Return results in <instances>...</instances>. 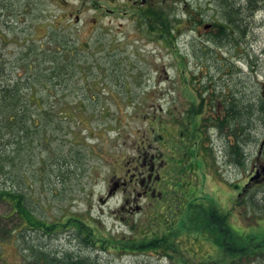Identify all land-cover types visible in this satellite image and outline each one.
<instances>
[{"label":"rangeland","instance_id":"obj_1","mask_svg":"<svg viewBox=\"0 0 264 264\" xmlns=\"http://www.w3.org/2000/svg\"><path fill=\"white\" fill-rule=\"evenodd\" d=\"M236 1L242 6L245 0ZM91 2L0 0V62L11 78L41 67L43 81L34 85L36 97L29 104L33 112H38L36 104L41 107L44 128L28 132L22 144L3 145L14 161L6 175L0 173V188L20 191L31 212L52 225L46 232L3 233V222L18 229L20 221L0 200V215L9 214L0 219V264H30L33 248L81 255L91 264H264V249L231 255L195 227L196 217L203 216L201 204L208 208L213 203L237 239L249 244L264 240V178L257 174L264 164V148L259 151L264 138V106L259 105L264 3L248 16V11L234 14L237 25L229 26L219 42L210 38L213 29H205L206 24L228 22L223 14L229 9L217 10L211 0H169L178 19L171 29L174 36L160 29L158 39L153 27L91 8ZM193 10L204 22L191 27L185 19ZM45 53L59 54L60 81L45 80L55 65L42 59ZM245 104L251 106V127L237 129L241 152L234 155L230 128L239 119L230 116L231 109L242 111ZM197 127L200 137L192 132ZM188 145V152L204 147L207 161L194 156L191 163L198 168L189 169L184 167L189 156H184L185 162L175 167L172 146L183 150ZM153 154L163 161L162 192L168 201L164 198L161 208L156 196H144L140 210L128 212L121 206L132 199L135 185L124 189L114 183L143 158L149 163ZM177 180L183 184L172 192ZM191 195L195 198L189 201ZM70 215L93 231L58 225ZM151 237L158 238V245L130 247ZM120 242L124 248L117 247Z\"/></svg>","mask_w":264,"mask_h":264},{"label":"trees","instance_id":"obj_2","mask_svg":"<svg viewBox=\"0 0 264 264\" xmlns=\"http://www.w3.org/2000/svg\"><path fill=\"white\" fill-rule=\"evenodd\" d=\"M211 1L214 3V6L217 10L218 6L229 9L225 10V13L223 14L228 22L215 20L213 24L219 28V31L217 33H209V35H213L210 38H213L219 42L227 37L229 26L232 27L234 26L233 24L237 25L236 22H234V14L248 11V16L251 14V12H253V10L261 8L264 3V0H245L242 2L243 5L240 6V4L237 5L238 1L236 0ZM186 19H191L194 25L197 23L200 24L204 21V19H202L196 11H194L193 14L190 13ZM176 21H178V19L173 15L171 9L162 7L158 10V31L161 29L162 32H165L167 35L174 36L171 29ZM43 55L44 56L42 59L44 61L49 59L55 64L50 72L47 73L45 80L53 78L56 79V81H60L62 77L61 73L63 72L61 68L63 66L60 65L58 60L59 54L45 53ZM42 73L41 67L36 66V72L34 73L29 71L27 74L21 77L11 78V73L4 69L0 62V173L2 174L6 175L10 162L12 163L14 161V157L12 156L13 153L7 151V147H4L3 145L10 144L11 142H20V144H22L26 140L28 132H42L44 130L43 124L40 122L41 120H39L40 117L38 115V113L41 111V107L35 103V107L38 109V112H33L29 104L30 100H33L34 97H36V93L33 88L35 87L34 85L43 81L39 78L40 74ZM25 88L26 91L23 93L22 90ZM26 92L28 95L25 94ZM21 97L24 98L23 101ZM259 101L260 108H262L264 106V89L261 90L259 94ZM193 110L194 109H192V111ZM231 110H233V113L230 116L233 118L237 116L235 114H238L239 119L235 123H238V125L235 128L233 126L230 128V130H232L234 140V143L231 144V147L233 154L239 155V152H241L240 141L242 137L236 132H238L237 129L244 131L248 129V127H251L250 121L252 117V110L249 104L243 105L242 111L237 110L235 106H233ZM242 114L245 115L246 120H242ZM235 119H237V117ZM196 125L197 124L194 125L195 128ZM234 136H236V138ZM8 137H10V139L5 142ZM244 140H246V138H243V141ZM262 148H264V144ZM262 148L261 150H263ZM11 177L13 180H15L14 175ZM245 188L246 186L244 185L243 189L245 190ZM0 200L5 201L8 206H10L9 214L16 213L20 221L18 229H15V227L12 228L14 225L6 226V223L3 222V233H14L15 230L19 231L20 229H37L46 232L47 229H51L52 225L48 221L39 219L31 212L27 206L24 194H22L20 191L9 188H0ZM201 210L203 216L199 219L196 217L197 222L195 227L198 228L199 232H204L206 236L213 239L212 242L224 249V251L229 252L231 255L239 252L237 256H240L246 254L249 255L250 252L253 253L254 251L256 252V250L262 251L264 249V240L263 242L255 240L254 244H249L248 239L246 241H242L240 237L237 239L232 230V226L229 224L228 218L225 217V213L220 211L213 203H211L208 208L201 206ZM9 214L0 215V219L6 218L9 216ZM190 220L192 219L190 218ZM61 224H73L80 230L93 231V229L90 228L88 224L71 215L64 217L58 223V225ZM226 235H228V237ZM0 241H4V238L1 236V234ZM109 241L111 242L112 240ZM125 245L126 244H123V242H120L117 247L124 248ZM131 245L130 247L134 249L144 250L148 247L158 245V238L151 237L148 239H141L140 242L138 241V243ZM164 245L165 247L163 246V249L166 251V254L172 256L173 253L167 252L168 247L165 242ZM30 259V264H91V262H89L86 257L81 255L73 256L70 253H65L61 256H58L56 253L50 251L46 252L38 248H33Z\"/></svg>","mask_w":264,"mask_h":264},{"label":"flooded vegetation","instance_id":"obj_3","mask_svg":"<svg viewBox=\"0 0 264 264\" xmlns=\"http://www.w3.org/2000/svg\"><path fill=\"white\" fill-rule=\"evenodd\" d=\"M91 8L94 9H105L107 13H110L112 15H125V16H132L134 18L133 21L139 26H145V28H154V35L158 39V4H160L159 8L167 7L169 8V0H104L107 3V6H103L101 3L96 2L95 0H91ZM85 3V1H84ZM93 22H95V19H92ZM75 21H79V15H75ZM187 24L191 27H194L193 21L191 19H186ZM136 26V29L140 30V28ZM213 29V33H217L219 31V28L215 26L213 23H210L209 27L206 26L205 29ZM152 32L148 31L147 33ZM147 33L143 34L146 35ZM153 34V33H151ZM200 121L198 120V123ZM196 123V124H198ZM200 127V125L198 126ZM194 129L192 132L196 133L198 137H200V133L202 132V129ZM196 130V131H195ZM189 132V131H188ZM191 132V131H190ZM221 132V131H219ZM173 136H175L176 132H172ZM184 129L179 130L178 134L181 136V139L183 138ZM217 138L220 139V133H218ZM160 141V139H158ZM182 142V141H181ZM196 143V141H195ZM197 145V144H196ZM162 145L158 144V148H161ZM191 146H186L185 149L181 150L180 148H176L172 146L171 151H173L172 154V163H174L175 167L180 165L181 162H185L186 159H184V156H189V159L186 160V163L184 165L185 168L194 169V167L198 168L197 166L192 165V158L196 156L197 160L201 162V158H204L205 161H207V152L204 147L199 148L198 151L195 150V152H188L186 148H190ZM203 149V151L201 150ZM159 155V154H158ZM145 157V156H144ZM184 159V160H183ZM156 162H158L156 166ZM162 158L158 156V159L155 154L151 155L149 159V163L146 161L145 158H143L141 161H139L138 164L133 168V170L130 172H126V175L123 177L122 180H117L115 183V186H121L124 189L132 186L131 193L134 195L131 200L126 198L124 200L123 205L121 206L124 210H127L128 212H131L132 209L136 210L137 206H139V209L141 208L139 204V199L141 197L146 196H156L158 198V206L162 205L161 208L165 206V194L162 192V184H163V177H162ZM205 164V163H204ZM188 165V166H187ZM193 172V170H192ZM253 172L256 173V168H253ZM258 174V173H257ZM262 178H264V175L260 174ZM187 188H189V179L187 180ZM155 184H158V186H155ZM175 185L171 186V191L175 192L176 189L179 188V185H182L183 183L179 180L174 182ZM158 188V189H157ZM176 188V189H175ZM166 190V189H165ZM135 193V194H134ZM162 193V197H161ZM164 195V196H163ZM178 195H176L177 197ZM192 197V195H191ZM194 197L189 199V201L193 200ZM166 199V198H165ZM179 198L177 197V200ZM166 201H168L166 199ZM182 200L181 202H183ZM199 204V203H198ZM209 204V203H208ZM133 205V206H131ZM205 206L203 203L201 204ZM179 207L182 206V203L178 205Z\"/></svg>","mask_w":264,"mask_h":264},{"label":"water","instance_id":"obj_4","mask_svg":"<svg viewBox=\"0 0 264 264\" xmlns=\"http://www.w3.org/2000/svg\"><path fill=\"white\" fill-rule=\"evenodd\" d=\"M263 114H264V112H263ZM263 143H264V139L262 140V142H261V146L263 145ZM262 173V174H264V164H261L260 166H259V168L257 169V173ZM114 186H115V184H114ZM114 186H113V188H114ZM112 188V189H113ZM112 189H110L109 191H108V193H110L111 192V190Z\"/></svg>","mask_w":264,"mask_h":264}]
</instances>
